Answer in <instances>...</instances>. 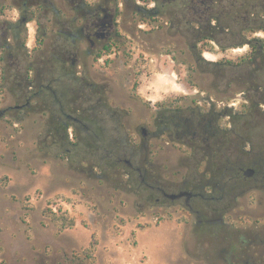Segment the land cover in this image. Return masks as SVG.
Listing matches in <instances>:
<instances>
[{
	"label": "rangeland",
	"instance_id": "374dc122",
	"mask_svg": "<svg viewBox=\"0 0 264 264\" xmlns=\"http://www.w3.org/2000/svg\"><path fill=\"white\" fill-rule=\"evenodd\" d=\"M209 2L0 0V264H262L264 181L235 169L264 155V53L235 62L264 40V0ZM183 106L215 149L167 127ZM125 159L199 186L197 211L153 205Z\"/></svg>",
	"mask_w": 264,
	"mask_h": 264
},
{
	"label": "flooded vegetation",
	"instance_id": "af4514ba",
	"mask_svg": "<svg viewBox=\"0 0 264 264\" xmlns=\"http://www.w3.org/2000/svg\"><path fill=\"white\" fill-rule=\"evenodd\" d=\"M101 27L103 29V32L101 33L102 37H109L110 31L109 27L106 25V23L102 20L101 21ZM95 36L98 35L97 32H92ZM152 95H156L154 93H151ZM159 95V94H157ZM181 97H186L185 94H182ZM149 100V99H148ZM158 100H154L151 104L153 105L154 109L157 107L161 109H165V105L162 102H157ZM186 106L180 107V110L177 111L179 113H184ZM174 112V113H177ZM200 112V111H199ZM200 126H199V132H196V136L194 137V141L197 142V144L202 148V147H209L211 146L207 141H209V132L207 133L206 131L203 130L204 124L208 123L209 120L206 117V114L203 112H200ZM171 118V117H170ZM166 121V117L164 122ZM154 123L156 124V120L154 119ZM209 124V123H208ZM167 125V122H166ZM214 126V125H212ZM216 127V126H215ZM141 133L142 135H146V130L145 128L141 127ZM228 133L229 135H235V131L232 129V125L229 124L228 126ZM160 133L157 132L156 128L151 131V138H157V136ZM212 136L215 134L214 129H212ZM232 139V138H231ZM210 149V148H209ZM248 157H250L249 164L247 166H242L238 165L237 169H235V173L237 177L239 178L238 172H240V175L243 177L244 180H249L251 182H260L264 181V155L261 154V156L256 160L255 154L252 153L250 149H247ZM215 152H212V155H214ZM235 157V156H234ZM125 163L128 164L129 168H133L134 164L128 160H124ZM142 166L136 165L134 167V171H136L139 175H143L144 172H148V181L144 180V177H141L142 182L145 183L147 188L149 189L148 194L153 197V205L156 206H174L173 212H183V211H194L196 212L197 209H192L193 205L192 203L195 202V198L198 197H203V192L201 191L199 186H188L185 181L182 180H173V178L169 179H161V174L159 171L153 169L151 167L148 168V165L146 162L143 160L141 162ZM246 168L252 169V173L250 176H244L243 171ZM240 179V178H239ZM235 182V181H234ZM202 192V194H201ZM171 195H173L171 197ZM186 221V220H185ZM257 235H260V239L258 240V243L260 247L256 248L255 250H252L250 252H264V223L261 224L260 228L255 231H251L249 233L250 237H255ZM261 263L264 264V258H262ZM249 264H254L252 260H250Z\"/></svg>",
	"mask_w": 264,
	"mask_h": 264
},
{
	"label": "trees",
	"instance_id": "16d2710c",
	"mask_svg": "<svg viewBox=\"0 0 264 264\" xmlns=\"http://www.w3.org/2000/svg\"><path fill=\"white\" fill-rule=\"evenodd\" d=\"M14 3L16 5H18L19 7H21L23 10L28 9V7L31 6H36L40 0H13ZM78 0H68L69 4L72 6V4L74 2H77ZM86 1V0H85ZM214 2V0H210V4ZM88 4V3H87ZM37 7H39V5H37ZM88 12L86 16L83 17L84 20H89V23L91 25H101V21L102 19H98L97 18V14L95 12L94 8H89L87 10ZM210 11H207L206 13H208ZM213 12L211 11V14ZM214 14V13H213ZM212 14V18L211 20L215 21V17ZM88 23V24H89ZM213 25V24H212ZM215 26L216 28V23H214L213 26H211V28L213 29ZM245 29V28H244ZM260 30H263L264 32V28L260 26L259 28ZM81 30V29H80ZM253 31V30H251ZM257 38H253V40H255ZM258 40V39H257ZM259 41H261V43L258 45L257 43L252 45V40L244 42V43H248L249 46L252 45L251 50L250 51V55H246V56H242L240 61L235 62L237 64L242 63V62H252L253 58H254V53L255 54H259V53H264V40L260 39ZM41 44V39L36 37L35 38V45H40ZM106 48L108 47L107 45L105 46ZM101 52H98L96 54H94V57L97 59V57H99ZM228 64H233L231 61L225 62ZM171 117V118H170ZM167 120V127L172 128L175 132L176 135H180L182 134L180 137L184 136V135H189L187 133H190V137L192 136V138H188L190 140L194 141V137L196 136V132H199V126H200V116L199 114L196 116H190V115H186L185 113H173L172 116H170ZM212 129H214L215 134L212 136ZM203 130L206 131L207 133L209 132V141H207L211 147L214 148V146H217L220 143L221 137L223 136V133L220 132L219 128L215 127V126H211L208 123L204 124L203 126ZM180 133V134H179ZM188 137V136H186ZM183 138V137H182ZM179 139V137L177 138ZM214 145V146H213ZM215 149V148H214ZM222 167L224 166V163L222 161ZM95 244V239H91L89 246L90 247H94ZM87 257H92V254H88L87 253Z\"/></svg>",
	"mask_w": 264,
	"mask_h": 264
},
{
	"label": "water",
	"instance_id": "95a60500",
	"mask_svg": "<svg viewBox=\"0 0 264 264\" xmlns=\"http://www.w3.org/2000/svg\"><path fill=\"white\" fill-rule=\"evenodd\" d=\"M251 173H252V169H250V168H246L244 171H243V175L244 176H250L251 175ZM173 195H171V197H172Z\"/></svg>",
	"mask_w": 264,
	"mask_h": 264
}]
</instances>
